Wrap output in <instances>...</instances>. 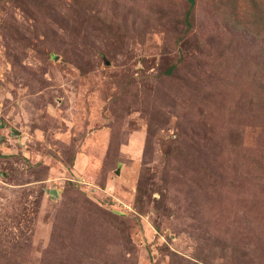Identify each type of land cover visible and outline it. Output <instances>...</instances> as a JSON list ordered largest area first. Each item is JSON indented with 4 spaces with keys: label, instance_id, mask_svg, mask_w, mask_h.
<instances>
[{
    "label": "rangeland",
    "instance_id": "374dc122",
    "mask_svg": "<svg viewBox=\"0 0 264 264\" xmlns=\"http://www.w3.org/2000/svg\"><path fill=\"white\" fill-rule=\"evenodd\" d=\"M230 2L0 0V264H264V2Z\"/></svg>",
    "mask_w": 264,
    "mask_h": 264
},
{
    "label": "trees",
    "instance_id": "16d2710c",
    "mask_svg": "<svg viewBox=\"0 0 264 264\" xmlns=\"http://www.w3.org/2000/svg\"><path fill=\"white\" fill-rule=\"evenodd\" d=\"M191 4V6H195L196 4V0H188ZM264 2V0H231V4H229L227 6V9L225 11V13L227 14V18L230 16L229 22L231 23L232 26H234L235 24L237 25H242V26H248L249 24H251L254 19L257 17L258 20L260 19V10L255 9V8H251V6H254L253 3L255 5H257L258 7H260ZM229 7V8H228ZM235 7H237L235 9ZM254 10L256 12H254ZM238 11V15H234L233 13ZM223 13V15L225 14ZM190 14V10L187 11V17ZM226 14H225V18H226ZM225 19L223 20V18L221 19V23L216 25V28H221L223 25L224 28L228 27L225 23ZM187 24H189V22H187ZM219 30V29H218ZM217 30V31H218Z\"/></svg>",
    "mask_w": 264,
    "mask_h": 264
}]
</instances>
